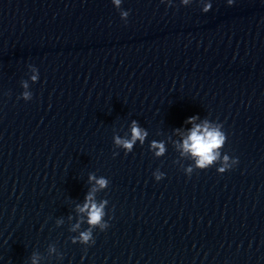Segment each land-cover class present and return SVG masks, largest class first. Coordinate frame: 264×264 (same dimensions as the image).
I'll return each mask as SVG.
<instances>
[{"label": "clouds", "instance_id": "9594fccd", "mask_svg": "<svg viewBox=\"0 0 264 264\" xmlns=\"http://www.w3.org/2000/svg\"><path fill=\"white\" fill-rule=\"evenodd\" d=\"M161 2H165V0H161ZM190 0H181V4L186 6L188 5ZM234 0H227L228 5H232ZM113 5L120 9V17L122 20L127 21L129 16V11L122 10V0H112ZM167 3L171 5L172 0H167ZM212 5L211 3H205L202 11L207 13L210 11ZM32 79L35 81L37 77L34 75ZM24 88H27L28 85L26 82L23 84ZM24 99H30L31 93L24 92ZM197 117H189L188 123H192ZM147 137V132L145 129L141 128L136 121H132L131 124V137L130 138H121L119 136L115 137V144L124 148L126 152L130 153L133 150L136 141L139 140L141 144H143L145 138ZM227 136L220 130V126L211 125L208 121L203 122V124H196L190 130L188 137L183 142V149L185 152L190 153L193 157H198L197 167L204 169L208 165H211L214 161L218 160L220 157V152L218 149H221L225 144ZM151 147L153 149H158L156 151V155L160 156L165 152V147L163 143H157L155 141L152 142ZM224 165L218 171L223 173L225 169L230 168L232 165L228 163L229 157L225 155L223 157ZM238 160H232V164H237ZM189 172L191 169L188 170ZM162 174H156V179L159 181L161 179ZM90 180H95L96 184L100 188H104L107 186L108 181L104 178L96 179L94 176L89 177ZM95 189H93V192ZM93 192H90L85 200L83 206H77L78 211L81 213H86L88 216V224L90 226H100L101 230L109 227L108 224L102 223V216L104 215L103 209L106 204L105 202H101L97 204L94 200ZM79 227V224L73 227V231ZM78 240L83 244H94L95 241L92 238L91 230H86L80 233ZM77 242V238L73 239V243ZM55 249H52L54 251ZM32 264H37L35 258H33Z\"/></svg>", "mask_w": 264, "mask_h": 264}]
</instances>
